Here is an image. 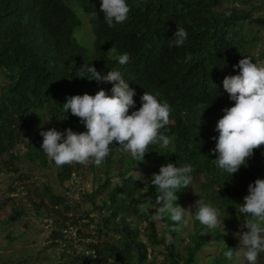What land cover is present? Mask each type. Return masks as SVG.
I'll return each mask as SVG.
<instances>
[{
    "label": "trees",
    "instance_id": "trees-1",
    "mask_svg": "<svg viewBox=\"0 0 264 264\" xmlns=\"http://www.w3.org/2000/svg\"><path fill=\"white\" fill-rule=\"evenodd\" d=\"M223 2L126 0L130 6L128 19L109 27L100 10L102 0H0V154L17 158L22 146L27 160L45 168L50 159L41 148V126L45 131L52 127L61 132L69 127L75 132L88 130L80 118L63 110V103L68 96L95 95L102 88L111 95L112 84L77 76L84 64L94 65L102 74L111 69L121 71L136 91V103L129 114L142 106L141 96L146 91L173 109L170 123L159 130L170 139L169 145L164 146L162 141L150 144L143 160L137 161L113 142L98 169L89 161L94 186L84 192L85 198L102 214L103 226L98 232L118 235L116 242L97 240L95 231L86 237L89 240L77 239L80 227L89 218L85 214L75 216L70 208L59 210L58 203L68 207L67 196L55 195L49 189L50 207L60 217L55 221L58 231L53 232L51 243L77 248L84 264H159L149 258L148 251L158 245L163 247L161 264H240V260L234 262L232 230L244 224L245 216H238L237 208L249 194L248 185L257 178L264 179V144L254 149L247 166L242 165L232 176L217 167L218 153L211 151L216 145L213 137L219 136L216 124L225 114L223 109L235 104L223 88V79L239 74L233 66L250 56L251 39L241 30L252 14L236 6L221 10ZM79 10L89 15L93 33L90 42L81 43L76 37L75 30L83 24ZM255 20L264 25V15ZM178 26L188 32L187 40L182 47L169 48ZM125 52L130 54V61L120 65L115 57ZM189 54L191 60L185 63ZM252 60L257 63L258 58ZM44 121H48L46 125ZM167 163L177 167L190 163L195 168L190 174L191 185L177 192L176 203L184 205L191 195L196 200L201 198L220 209L224 224L210 229L190 213L191 232L184 234L183 220L173 222L168 217L160 219L164 228L159 230L151 219L157 193L150 179ZM136 167L150 168L145 182L150 199L140 198L141 180L132 173ZM75 171V163L58 166V179L71 180ZM98 174L104 179L97 180ZM116 177L119 180L115 181ZM105 189L108 192L104 193ZM103 194L106 196L98 203V196ZM145 206L148 210L143 209ZM145 217L144 226L141 221ZM68 221L78 231L77 237L64 232ZM177 223L183 225L180 232L172 231ZM169 236L172 243L167 242ZM59 238L66 244L59 243ZM221 240L217 254L200 258L207 246ZM181 241L187 243L181 247ZM78 244L84 245L83 250ZM229 248L233 250L231 260L224 256ZM88 249L94 253L87 255Z\"/></svg>",
    "mask_w": 264,
    "mask_h": 264
},
{
    "label": "clouds",
    "instance_id": "clouds-1",
    "mask_svg": "<svg viewBox=\"0 0 264 264\" xmlns=\"http://www.w3.org/2000/svg\"><path fill=\"white\" fill-rule=\"evenodd\" d=\"M100 10L108 26L114 27L128 19L130 6L126 0H102ZM187 37L186 29L178 26L169 41V48L182 47ZM115 59L120 65H125L130 61V54L125 52ZM190 60L189 54L184 62ZM233 67L240 70L239 74L225 76L223 88L235 104L223 109L225 114L216 124L219 136L213 137L216 145L211 150L214 154L218 153L215 159L217 167L231 176L242 165L247 166L254 149L264 144V66H258L251 56H245ZM77 76L111 83V95L102 88L95 95L85 93L66 98L63 110L67 113L70 110L72 115L80 118L88 129L86 132H75L71 127L64 132L55 127L45 131L41 126V148L57 166L72 163L87 165L90 159L100 166L109 155V146L113 142L137 161L143 160L150 144L162 141L164 146L169 145L170 139L159 131L170 123V111L173 109L168 103H161L156 95L146 91L141 96L142 106L129 114V109L136 103L133 99L136 91L129 86L120 70L111 69L102 74L94 65L84 64ZM194 170V165L190 163L182 167L167 163L160 166L158 173L152 174L150 182L157 193L155 214L151 217L154 222L168 217L173 222L183 220V224H187L183 218L190 210L176 203L177 192L191 185L190 174ZM248 191L244 202L237 208V215L243 213L245 221L241 231L234 235L239 239V249L244 250L249 264H256L258 255L264 252V179L257 178L250 183ZM195 207L196 219L202 225L216 229L224 224L220 209L211 203L199 198ZM182 227L177 223L172 231L180 232ZM245 227L249 230L243 231ZM167 242L172 243L171 236L167 237ZM224 256L231 260L232 248L225 251Z\"/></svg>",
    "mask_w": 264,
    "mask_h": 264
},
{
    "label": "rangeland",
    "instance_id": "rangeland-1",
    "mask_svg": "<svg viewBox=\"0 0 264 264\" xmlns=\"http://www.w3.org/2000/svg\"><path fill=\"white\" fill-rule=\"evenodd\" d=\"M233 6L252 14V19L243 22L241 33L251 39L248 44L250 56L257 57L258 66H262L264 64V25L255 18L260 14L264 15V0H224L219 8L229 10ZM79 12L82 17L84 16V22L80 28L75 30L76 37L81 43L90 42L93 39V33L89 15L81 10ZM47 122L44 121L42 124L46 125ZM37 131L39 130L37 129ZM19 151L20 156L18 155L17 158H12L9 154H0V264H84L81 258L82 253L77 248L72 245L64 246L65 248L56 247L51 243L52 239L54 240L53 232H56L58 225L55 223L53 226H48L51 216L57 215L56 210L53 211L50 207L49 189L55 195L67 196L66 205L68 207L58 203L60 204L58 205L59 210L68 211L67 209L70 208L69 211L74 212L75 216L85 214L89 218V220H85L86 224L79 229L81 235L76 231L83 242L86 239L89 240L86 237L96 232L97 240L110 239V241L116 242V239L119 238L118 235H106L103 232H98L103 226L102 214L98 206H94L85 198L84 192L91 191L94 186V174L89 163L87 165L75 163L76 171L73 178L60 181L57 176L58 166L54 161L49 160L48 166L44 168L36 162L27 160L23 156L24 148L22 146H20ZM98 168L99 166H96V169ZM149 171V167L145 169L136 167L132 171L141 180L140 198L146 196L147 199H150L151 197L145 189ZM102 178L104 179L103 174H98L96 177L97 180ZM114 180L117 181L119 178L116 177ZM108 190L105 189L104 193ZM104 196L106 194L98 196V203ZM196 201V198L191 195L188 201L181 205L184 209L190 210L185 212L187 225L185 224L186 231L184 234L192 231L193 220L190 213L196 212ZM143 209L148 210V207L145 206ZM15 211H17L16 218L11 220L10 216ZM151 213L152 216L155 214L153 204L151 205ZM155 222L159 230L164 228V223L161 220ZM146 223L147 218L145 217L141 224L145 226ZM242 225L240 224L232 230L236 253L234 262L240 260V264H249L244 256V250L239 249V239L234 235V233L241 231ZM248 230L246 227L243 228V231ZM225 231L227 232V230ZM142 237L145 238L144 234ZM225 238L224 236L223 239L225 240ZM221 242L223 243V240L207 246L204 252L200 254V258L210 259L209 255L217 254L220 250V247L217 246H220ZM186 243V241H181V247ZM76 246H79V250L84 248V245L78 244ZM150 248L148 250L150 252L149 258L161 264L163 247L158 245L150 246ZM256 264H264V252L258 255Z\"/></svg>",
    "mask_w": 264,
    "mask_h": 264
},
{
    "label": "built area",
    "instance_id": "built-area-1",
    "mask_svg": "<svg viewBox=\"0 0 264 264\" xmlns=\"http://www.w3.org/2000/svg\"><path fill=\"white\" fill-rule=\"evenodd\" d=\"M57 220L59 221L60 220V217L58 215H53V217L50 218V224H48V226H53L54 223H55V221H57ZM67 225L68 226L64 227V232L67 233L68 237H77L76 229L73 227V225H71L69 223V221L67 222ZM77 239H80V238H77ZM57 241L59 243H62V245H65L66 244V241H63L60 238ZM85 252H86L87 255H90L89 253L93 254L94 253V250L88 249Z\"/></svg>",
    "mask_w": 264,
    "mask_h": 264
}]
</instances>
